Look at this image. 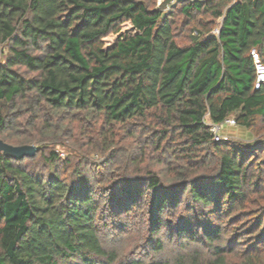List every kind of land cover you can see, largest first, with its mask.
I'll return each mask as SVG.
<instances>
[{"label":"trees","instance_id":"1","mask_svg":"<svg viewBox=\"0 0 264 264\" xmlns=\"http://www.w3.org/2000/svg\"><path fill=\"white\" fill-rule=\"evenodd\" d=\"M226 1L183 3L188 22L197 13L209 19L179 43L172 13L140 0H0V47L7 49L0 61V130L13 126L7 107L19 104L43 124L57 123L61 137L71 132L63 131L64 121L92 125L102 149H113L116 128L135 125L166 161L156 159L168 164L142 173L135 166L138 175L123 167L106 185L94 181L95 190L76 169L71 181L61 177L57 164L69 160L61 163L53 149L46 174L19 164L32 156L0 152V264H170L155 255L118 259L104 245V213L141 208L147 241L162 230L170 240L202 246L187 250L180 243L172 264H224L225 215L246 221L244 237L264 244V207L248 218L243 208L252 201L247 190L264 180V137L215 140L207 122L231 113L245 128L264 122V83L254 87L250 54L255 47L264 64V0ZM123 22L132 33L120 30ZM109 34L116 39L105 44ZM59 134L52 131L50 142L59 143ZM143 155L140 148L128 157L136 162ZM151 247L162 249L160 236ZM260 249L250 264L260 262Z\"/></svg>","mask_w":264,"mask_h":264},{"label":"rangeland","instance_id":"2","mask_svg":"<svg viewBox=\"0 0 264 264\" xmlns=\"http://www.w3.org/2000/svg\"><path fill=\"white\" fill-rule=\"evenodd\" d=\"M148 8L161 9L167 16L172 13V24L174 28L175 38L177 42L183 43L187 40L189 33H195L194 27L204 28L206 22L209 19L207 13H197L196 17L188 22L181 6L187 0H140ZM233 0H227L225 3H229ZM219 20V19H217ZM216 26L211 28V32L215 30ZM120 30L127 33H132V28L128 22H123L120 25ZM116 39L115 34H109L104 37V43L110 44ZM7 52L6 47H0V61L3 60ZM19 71L30 75L31 72L26 71L22 66L17 67ZM8 112L12 116L13 126L5 127L0 130V139L7 141L13 145L21 144H34L39 147L35 155L32 157H24L20 165H23L28 170L39 172L40 174H46L48 172L49 165L46 163V156L49 149L55 150L58 154L60 162L69 160V162L63 166L57 164L58 171L66 181H71V170L76 169L74 172L81 171L86 174L90 180L91 186L96 190L98 184L106 185L109 180L112 179V175L118 174L123 167L128 170V173L132 174L138 168L139 173H142L145 166L157 170L160 167H165L168 164L161 163L160 160L165 159V155H161L160 151L151 149L147 141L144 130L136 129L135 125L126 124L124 128L114 129V147L111 150L102 149V141L98 140L95 129L92 125L86 123H80L76 121H64L67 127H64L63 131L70 129L69 135L61 137V131L56 124L48 125L43 124V120L39 117H35L31 114V110L22 105H15L7 107ZM44 117L49 116V112L45 109L41 111ZM231 116L234 114L231 113ZM49 121V119H48ZM62 123V125L64 124ZM209 122V120L207 121ZM69 127V128H68ZM136 129L133 134L129 133L130 129ZM145 129V128H144ZM57 132L59 134V143H52L49 139L51 132ZM222 135L226 136L228 140L238 141L242 143H251L256 139L264 137V122L258 121L254 127L245 128L238 124L224 125L222 127ZM142 148L144 155L142 159L136 162H130L129 154L134 150ZM139 152V151H137ZM111 153V154H110ZM113 156V159H111ZM157 160V161H156ZM128 163V164H127ZM170 163V162H169ZM175 163V162H174ZM137 168H136V167ZM69 167V169H66ZM166 170V167L164 168ZM163 169V170H164ZM141 170V171H140ZM164 170V171H165ZM166 172V171H165ZM168 173V172H166ZM133 175H138L134 173ZM172 174L166 175L170 177ZM76 177V176H75ZM97 181L96 185L93 183ZM93 198L98 199L100 202V196L97 191H93ZM250 198V199H249ZM247 201L244 203L245 214L247 218L254 214L257 206L264 207V180H262L253 190H247ZM142 209V208H141ZM141 209H136L128 214L109 215L105 212L103 222L106 226L102 227L101 234L104 245L108 248H113L116 251L118 259H130V258H147L150 255L161 257L162 259L169 260L170 264L174 263V258L180 250V243L182 247L187 250H191L195 247H202L199 243L190 242L187 239L177 240L173 237L168 239L164 231H160L158 234L152 235L149 238L148 228L146 227L145 214ZM239 218V217H238ZM234 221V222H233ZM97 222L100 224L101 220ZM124 226L123 230H120L119 225ZM224 231H222L220 244L225 249V263L224 264H250L247 261L249 256H254V252H258L260 249L262 252L258 256L262 257L260 262L255 259L252 264H264V244L263 241H257L253 239V236L244 237V227L247 225L246 221L242 219L235 220L230 215H225L222 221ZM160 236L162 239L163 247L159 251H152L151 245L154 244L156 238ZM150 237V234H149ZM257 258V257H256Z\"/></svg>","mask_w":264,"mask_h":264},{"label":"built area","instance_id":"3","mask_svg":"<svg viewBox=\"0 0 264 264\" xmlns=\"http://www.w3.org/2000/svg\"><path fill=\"white\" fill-rule=\"evenodd\" d=\"M217 32V28L213 31V33ZM250 54L253 60L254 70H255V80H254V87H258L259 85L264 83V64L260 60L257 50L255 47L250 49ZM209 130L213 136V139L220 140L226 139L227 137L222 135V127L224 125H235V119L231 115H227L222 121L220 122H213L209 121Z\"/></svg>","mask_w":264,"mask_h":264},{"label":"water","instance_id":"4","mask_svg":"<svg viewBox=\"0 0 264 264\" xmlns=\"http://www.w3.org/2000/svg\"><path fill=\"white\" fill-rule=\"evenodd\" d=\"M37 146L34 144L13 145L0 139V152L12 159H21L24 156H33Z\"/></svg>","mask_w":264,"mask_h":264}]
</instances>
